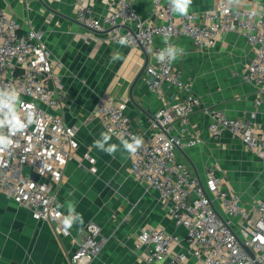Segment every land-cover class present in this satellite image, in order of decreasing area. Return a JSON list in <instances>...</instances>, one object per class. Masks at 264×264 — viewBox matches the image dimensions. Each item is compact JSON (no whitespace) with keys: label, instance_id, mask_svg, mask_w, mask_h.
Instances as JSON below:
<instances>
[{"label":"built area","instance_id":"1","mask_svg":"<svg viewBox=\"0 0 264 264\" xmlns=\"http://www.w3.org/2000/svg\"><path fill=\"white\" fill-rule=\"evenodd\" d=\"M29 3L33 0H25ZM177 1H153L150 16L140 15L129 0H119L108 15H98L92 6L79 1L74 17L90 31L106 33L113 42L125 39L133 47L151 52L145 69L149 88L185 92L183 101L164 104L154 115L156 138L138 132L127 116L126 106L113 98L101 101L97 115L106 130L122 145L142 140L131 153L130 172L148 190H155L185 239L162 228L142 230L137 248L147 247V264H184L191 256L196 264H264V196L250 206L239 193L223 186L215 169L204 179L179 162L177 152L195 147L200 139L189 131L191 116L202 99L191 93L182 71L175 67L180 49L169 47L176 37H188L200 50L212 48L223 35L241 33L254 48L242 81L264 99V14L254 9H234L230 0H221L217 9L176 15ZM161 38L163 46H155ZM54 63L42 31L20 24L6 10L0 11V190L32 211L33 218L50 222L60 237L75 244L71 264H91L102 252L106 239L96 222H88L83 234L74 237L63 221L65 215L54 206L57 187L68 162L77 149L76 131L62 116L49 112L60 105V91L52 86ZM209 133L222 139L228 133L245 148L264 160V137L254 125L230 118L224 111L207 109ZM177 134H172L175 126ZM47 178L48 181L41 179ZM185 240L187 253H173V246Z\"/></svg>","mask_w":264,"mask_h":264},{"label":"crops","instance_id":"2","mask_svg":"<svg viewBox=\"0 0 264 264\" xmlns=\"http://www.w3.org/2000/svg\"><path fill=\"white\" fill-rule=\"evenodd\" d=\"M79 1L105 16L115 11L119 0H0V11H8L23 32L35 28L44 33L54 63L52 86L60 91L61 99L57 108L48 110L62 116L66 125L76 131L77 149L56 189L54 206L74 216L70 228L74 237L83 234L88 222L100 225L106 243L91 264H147L145 255L149 249L136 246L142 230L162 228L182 239L185 230L174 225L159 193L148 190L131 174V153L106 130L97 107L109 98L125 104L135 129L156 138L159 130L153 127L155 113L164 104L183 101L185 92H152L145 71L140 79L139 76L153 60V54L141 46L110 41L106 33L90 31L79 24L74 17ZM129 1L143 17L152 14L154 0ZM220 1L192 0L185 7L187 13L209 12L217 9ZM230 3L234 9H254L260 16L264 14V0ZM176 15H183L179 7ZM163 42L158 38L155 46L164 47ZM169 47L182 51L175 59V67L182 71L191 93L202 99L189 126L201 142L179 150L177 159L201 179L212 169L217 174L225 172L233 157H238L237 148L245 146L228 133L214 139L209 133L211 118L205 110H222L230 118L251 123L264 137V99L257 105V90L242 81L255 50L237 32L223 35L206 51L195 47L188 37L173 38ZM177 128L176 125L172 134H177ZM104 133L110 135L108 140ZM111 145H116L114 152L108 151ZM223 186L230 188L225 183ZM75 249L70 237L58 236L50 222L34 219L30 209L0 190V264H71ZM188 249L183 240L173 246V253H187ZM184 264L196 262L190 256Z\"/></svg>","mask_w":264,"mask_h":264},{"label":"rangeland","instance_id":"3","mask_svg":"<svg viewBox=\"0 0 264 264\" xmlns=\"http://www.w3.org/2000/svg\"><path fill=\"white\" fill-rule=\"evenodd\" d=\"M237 152L238 157H233L232 165L218 176L229 189L239 193L246 204H252L264 195V160L242 146Z\"/></svg>","mask_w":264,"mask_h":264},{"label":"clouds","instance_id":"4","mask_svg":"<svg viewBox=\"0 0 264 264\" xmlns=\"http://www.w3.org/2000/svg\"><path fill=\"white\" fill-rule=\"evenodd\" d=\"M192 2V0H182V2H180V0H178V7L180 8V13L181 14H187V8L185 7V5L190 4ZM126 41L125 39H121L119 41V43L124 44ZM110 138V135L108 133H104V139L108 140ZM12 141H4L2 139H0V144H11ZM142 144V140L140 138H136L134 141H132V143H126L125 147L127 148V150L130 153H135L136 150L141 146ZM116 150V145H111L110 148L108 149L109 152H114ZM5 151L4 147H0V152ZM64 227L67 228H71L73 225V222L71 219H69L68 217L64 218L63 221Z\"/></svg>","mask_w":264,"mask_h":264},{"label":"water","instance_id":"5","mask_svg":"<svg viewBox=\"0 0 264 264\" xmlns=\"http://www.w3.org/2000/svg\"><path fill=\"white\" fill-rule=\"evenodd\" d=\"M145 69H146V67L142 70V72H141V74H140V76H139V79H140V77L142 76V74L144 73ZM135 84H136V83H135ZM135 84H134V86H135Z\"/></svg>","mask_w":264,"mask_h":264}]
</instances>
